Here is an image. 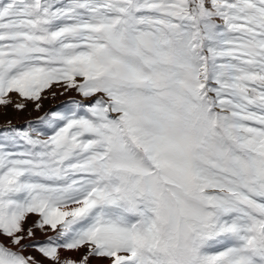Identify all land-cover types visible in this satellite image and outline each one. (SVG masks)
<instances>
[{
	"label": "snow or ice",
	"instance_id": "1",
	"mask_svg": "<svg viewBox=\"0 0 264 264\" xmlns=\"http://www.w3.org/2000/svg\"><path fill=\"white\" fill-rule=\"evenodd\" d=\"M54 86L0 128V264H264V0H0V108Z\"/></svg>",
	"mask_w": 264,
	"mask_h": 264
},
{
	"label": "rangeland",
	"instance_id": "2",
	"mask_svg": "<svg viewBox=\"0 0 264 264\" xmlns=\"http://www.w3.org/2000/svg\"><path fill=\"white\" fill-rule=\"evenodd\" d=\"M53 91L57 93L54 97L51 95V92ZM59 92L60 89H57L55 86L50 91L46 92L45 95H47V99L42 101V107L40 110H36L31 102L28 103L27 108L23 111H17L12 106L7 107L6 109L0 108V128L7 127L9 122H11V124L21 123V125L14 126L24 127L29 123L26 119L36 118L38 121L39 117L43 116L45 113L52 110L62 109L66 105L70 104L73 99H80L75 92H69L64 95H60ZM38 237L40 239H44V235L42 233H38Z\"/></svg>",
	"mask_w": 264,
	"mask_h": 264
}]
</instances>
